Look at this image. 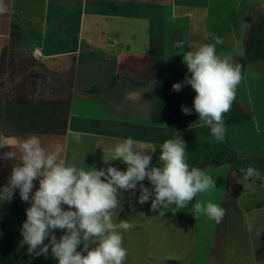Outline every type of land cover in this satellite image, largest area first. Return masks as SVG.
<instances>
[{"label": "crops", "instance_id": "obj_1", "mask_svg": "<svg viewBox=\"0 0 264 264\" xmlns=\"http://www.w3.org/2000/svg\"><path fill=\"white\" fill-rule=\"evenodd\" d=\"M0 4L6 8L0 13V136L36 134L45 145L58 142L66 162L97 169L108 166L102 160L104 149L118 141L131 137L138 150L151 156L165 141L171 127L159 107L161 62L172 84L184 81L191 75L184 53L214 43L212 34L224 41L216 46L217 54L231 56L241 66L248 33L264 8V0H0ZM243 75L236 96L251 117L228 125L229 144L239 153L264 156V61L247 63ZM132 90L137 99L126 100L125 92ZM175 93L191 112L173 127L201 124L191 85ZM10 150L0 148V156ZM17 162L0 159L5 185ZM203 170L216 187L210 194H199L196 202L221 205L226 214L220 223L203 214L193 224L183 222L165 216L160 208L152 210L147 202L140 211L164 222L158 230L165 226L172 230V241L181 228H189L187 264H264V188L232 171L229 164ZM34 184L33 194L39 180ZM137 192L139 196L140 183ZM117 193L121 198L133 194ZM13 195L26 210L30 207L19 189ZM130 210L117 209L123 220ZM163 264H182L181 256L163 259Z\"/></svg>", "mask_w": 264, "mask_h": 264}, {"label": "clouds", "instance_id": "obj_2", "mask_svg": "<svg viewBox=\"0 0 264 264\" xmlns=\"http://www.w3.org/2000/svg\"><path fill=\"white\" fill-rule=\"evenodd\" d=\"M5 11L0 4V13ZM209 35L214 43L184 53L183 62L191 75L174 83L172 88L179 92L191 85L196 93L193 106L201 126L210 127L215 140L223 142L224 114L230 111L244 75L231 56L217 54L216 46L224 43L223 38ZM137 96L136 90L125 92L126 100L134 101ZM181 110L186 115L191 112L183 105ZM5 146L11 150L0 159L18 162L12 166L8 184L0 189V200L10 201L14 190L19 189L21 199L30 203L21 229L22 244L28 246L29 254L48 255L50 249L58 264H125L128 253L123 246L122 231L134 228L135 223L113 221V212L119 206L118 191H131L135 195L140 183L138 203L143 205L152 198L151 208L155 211L171 204L183 209L199 194H210L216 187L207 170L189 168L186 142L179 138L162 143L160 166L152 165V156L138 150L131 137L123 139L104 149L102 160L108 166L101 169L66 162L58 142L45 145L36 134L0 136V148ZM110 161H122L126 167L122 170ZM241 171L244 179L260 175L252 166ZM37 179L39 187L33 194ZM145 179L153 186L151 190L144 187ZM193 210L196 220L203 214L216 223L226 214L221 205L211 201L198 200ZM56 230L64 231L59 239Z\"/></svg>", "mask_w": 264, "mask_h": 264}, {"label": "trees", "instance_id": "obj_3", "mask_svg": "<svg viewBox=\"0 0 264 264\" xmlns=\"http://www.w3.org/2000/svg\"><path fill=\"white\" fill-rule=\"evenodd\" d=\"M257 60L264 61V8L248 33L246 49L242 57V73L244 74L247 63ZM157 77L159 79V107L166 113L163 121L171 127L166 132L165 140L179 138L186 142L185 157L189 168L198 167L203 170L212 165L229 164L232 171L243 176L241 170L246 171L249 166H252L259 171L260 175L251 179L256 180L259 186L264 188V156H249L245 153L242 156L229 144L228 125L242 123L251 117L237 96L230 111L224 114L225 139L223 142H217L207 125L197 124L184 129L173 127L178 125L186 115L181 110V106L185 104L177 98L173 91L171 77L164 61L161 62ZM160 151L161 148L157 147L152 154L151 163L154 166H160ZM115 163H118L116 167L122 170L126 167L122 161H114L112 164ZM142 183L150 189L153 187L147 179ZM4 186L6 185L0 180V189ZM195 203L196 198L183 209L175 204L161 206L160 209L170 216L185 219L193 224ZM67 209L68 206L65 210ZM26 219V209L14 195L10 201L0 200V264H58L55 257L51 255L50 249L48 255L28 253V246L22 244L21 234ZM63 234V230L55 231L58 239ZM47 242L46 240L45 243Z\"/></svg>", "mask_w": 264, "mask_h": 264}, {"label": "rangeland", "instance_id": "obj_4", "mask_svg": "<svg viewBox=\"0 0 264 264\" xmlns=\"http://www.w3.org/2000/svg\"><path fill=\"white\" fill-rule=\"evenodd\" d=\"M248 180L259 186L256 180L251 178ZM143 185L147 187L144 183ZM251 197L253 198V195H250ZM117 198L119 200L117 209L130 207L131 210L126 220L135 223L134 228L126 232L122 231L123 246L127 249L128 253L125 264H163V259L175 258V254L181 256V262L184 264L189 255L191 256V245H188V248L186 246L189 237L188 225H186L188 229L181 228L179 236H176L175 241H172V230L166 226L158 230V226L165 225L164 222H158L156 218H151L150 215L140 211L139 207H146L147 204L141 205L138 203V192L135 195L127 194V197L122 196V198L121 193H117ZM151 202L152 198L147 201L149 203L147 207L151 208ZM117 209L113 212V221L115 223H119L120 220L125 219V216H121ZM163 214L167 216L164 211ZM178 220L187 222L182 218ZM174 242H178L179 244H174ZM187 261L185 264H187Z\"/></svg>", "mask_w": 264, "mask_h": 264}, {"label": "built area", "instance_id": "obj_5", "mask_svg": "<svg viewBox=\"0 0 264 264\" xmlns=\"http://www.w3.org/2000/svg\"><path fill=\"white\" fill-rule=\"evenodd\" d=\"M34 52L38 54V53H39V49L36 48V49L34 50Z\"/></svg>", "mask_w": 264, "mask_h": 264}, {"label": "water", "instance_id": "obj_6", "mask_svg": "<svg viewBox=\"0 0 264 264\" xmlns=\"http://www.w3.org/2000/svg\"><path fill=\"white\" fill-rule=\"evenodd\" d=\"M115 166V165H114ZM67 206H64V209H66Z\"/></svg>", "mask_w": 264, "mask_h": 264}]
</instances>
